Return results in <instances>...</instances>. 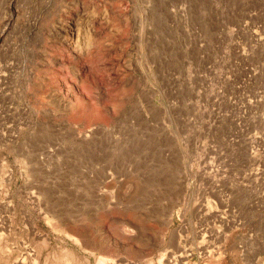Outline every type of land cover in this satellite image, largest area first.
Returning a JSON list of instances; mask_svg holds the SVG:
<instances>
[{
    "label": "rangeland",
    "instance_id": "1",
    "mask_svg": "<svg viewBox=\"0 0 264 264\" xmlns=\"http://www.w3.org/2000/svg\"><path fill=\"white\" fill-rule=\"evenodd\" d=\"M264 264V0H0V264Z\"/></svg>",
    "mask_w": 264,
    "mask_h": 264
},
{
    "label": "bare ground",
    "instance_id": "2",
    "mask_svg": "<svg viewBox=\"0 0 264 264\" xmlns=\"http://www.w3.org/2000/svg\"><path fill=\"white\" fill-rule=\"evenodd\" d=\"M23 263V262H22ZM24 264V263H23Z\"/></svg>",
    "mask_w": 264,
    "mask_h": 264
}]
</instances>
